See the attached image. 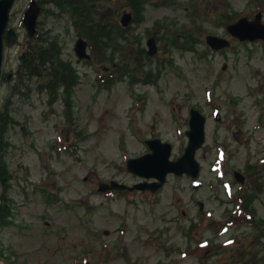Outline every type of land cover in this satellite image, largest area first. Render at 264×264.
Segmentation results:
<instances>
[{
  "label": "rangeland",
  "instance_id": "374dc122",
  "mask_svg": "<svg viewBox=\"0 0 264 264\" xmlns=\"http://www.w3.org/2000/svg\"><path fill=\"white\" fill-rule=\"evenodd\" d=\"M30 2L14 5L9 27L18 39L5 44L1 105L14 123L1 138L8 142L2 150L16 207L13 224L0 230V264H264V223L255 225L236 198L255 185L234 174L258 165L264 183V42L234 40L213 50L207 35L231 36L218 8L194 10L209 8L208 1L106 0L98 10L104 35L90 48L94 61L86 62L75 52L80 36L71 15L43 0L40 29L55 37L56 52L80 75L68 97L69 117L62 100L50 106L36 89L45 79L26 80L23 92L11 95L19 54L28 45L23 17ZM261 8L264 0H228V13L237 19ZM125 10L140 20L119 48L116 30L104 24H119ZM149 37L157 39L154 56L146 53ZM126 68L135 84L125 76L110 89L99 87L97 77L120 79ZM146 72L155 83L145 82ZM192 108L207 118L206 143L196 154L202 186L195 188L188 175L170 174L155 193L98 191L102 182L145 180L126 165L150 152L145 139L169 141L171 158L181 156ZM253 207L264 220V186Z\"/></svg>",
  "mask_w": 264,
  "mask_h": 264
},
{
  "label": "water",
  "instance_id": "95a60500",
  "mask_svg": "<svg viewBox=\"0 0 264 264\" xmlns=\"http://www.w3.org/2000/svg\"><path fill=\"white\" fill-rule=\"evenodd\" d=\"M15 0H0V73L2 66V35L8 24V17L10 9ZM39 8L34 6L28 13L26 23L30 30L34 32L36 26V19L39 14ZM131 20L130 14L124 16V24H128ZM247 29L244 31L243 28ZM249 27V28H248ZM230 30L241 39H255L264 38V26L260 24V19L256 22L248 23L242 20L239 24L230 27ZM13 31H10V39L14 37ZM209 43L216 47L221 48L229 43L223 39L216 38L214 36L208 37ZM87 43L80 40L77 45V52L81 57H88L86 54ZM150 54L156 52V43L154 39L149 40ZM226 68V66L224 67ZM190 126L191 129L187 131L189 136V145L182 157L177 161H170V155L172 146L169 143H162L159 139L148 141L153 153H149L143 157L137 159H130L128 161V168L130 171L144 176V177H156L160 182H155L151 185L153 190H157L166 180V176L169 172H175L178 175L187 173L193 177H197L200 171V164L196 160V151L205 142V121L206 118L196 109L191 111ZM239 179L243 180V177L237 173ZM146 185L141 184L137 187L144 188ZM129 188L125 185H119L113 182L112 185H102L103 189L107 188ZM131 189V188H130Z\"/></svg>",
  "mask_w": 264,
  "mask_h": 264
},
{
  "label": "trees",
  "instance_id": "16d2710c",
  "mask_svg": "<svg viewBox=\"0 0 264 264\" xmlns=\"http://www.w3.org/2000/svg\"><path fill=\"white\" fill-rule=\"evenodd\" d=\"M74 13L78 14V20L82 21V12L87 8L86 4L79 3L75 6L74 2ZM92 20H95L92 18ZM26 62H30L31 65L34 66V68L37 70L38 64L41 62H53L54 65L57 62L58 57L55 55L53 51L51 52H38V51H29L26 53V56L24 57ZM66 70H64L65 72ZM38 72V71H37ZM52 74L57 78L61 76V74L58 73V70L55 69ZM68 82V79H67ZM9 120L7 119L6 115L4 114V123H8ZM6 170L3 171V163L0 162V189L2 186H6ZM6 189V187H5ZM3 190L0 192V227L6 224L7 217L9 215V211L11 210V199L8 198V194L6 193V190ZM7 192H8V186H7Z\"/></svg>",
  "mask_w": 264,
  "mask_h": 264
}]
</instances>
